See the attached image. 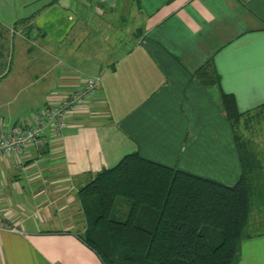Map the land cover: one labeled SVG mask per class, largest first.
<instances>
[{
	"label": "crops",
	"instance_id": "1",
	"mask_svg": "<svg viewBox=\"0 0 264 264\" xmlns=\"http://www.w3.org/2000/svg\"><path fill=\"white\" fill-rule=\"evenodd\" d=\"M206 64L217 82L196 74ZM96 75L61 137L0 156V211L16 228L0 226V264H104L82 240L79 192L128 154L234 185L223 94L241 112L264 103V0H0V122ZM236 264H264V231Z\"/></svg>",
	"mask_w": 264,
	"mask_h": 264
},
{
	"label": "trees",
	"instance_id": "2",
	"mask_svg": "<svg viewBox=\"0 0 264 264\" xmlns=\"http://www.w3.org/2000/svg\"><path fill=\"white\" fill-rule=\"evenodd\" d=\"M203 83L219 76L211 64L196 73ZM241 175L234 185L203 178L131 153L81 188L87 227L82 240L104 264H236L252 197L264 199V139L252 129L264 103L241 112L223 94ZM130 200L125 220L112 217L117 198ZM152 218V219H150Z\"/></svg>",
	"mask_w": 264,
	"mask_h": 264
},
{
	"label": "built area",
	"instance_id": "3",
	"mask_svg": "<svg viewBox=\"0 0 264 264\" xmlns=\"http://www.w3.org/2000/svg\"><path fill=\"white\" fill-rule=\"evenodd\" d=\"M100 76H89L75 90L52 96L37 111L22 117L15 123L0 122V156L14 155L23 158L29 146L41 151L45 138L62 136L63 129L69 124L71 115L85 108L99 93ZM0 226L16 230L8 224L0 211Z\"/></svg>",
	"mask_w": 264,
	"mask_h": 264
},
{
	"label": "rangeland",
	"instance_id": "4",
	"mask_svg": "<svg viewBox=\"0 0 264 264\" xmlns=\"http://www.w3.org/2000/svg\"><path fill=\"white\" fill-rule=\"evenodd\" d=\"M129 19H132L129 17ZM108 37V33H104L102 37ZM105 52V51H104ZM111 52V53H109ZM109 57H113V50H109ZM253 137L256 140H262L264 139V120L260 123H255L254 127L252 129ZM261 193H257L254 197H252V204H251V210L249 215V222L245 229V234L250 232H255L258 229L264 228V199L261 197ZM125 202H129V200L125 198H118L116 201L115 208L112 212V217L118 220H125L128 216L129 209H124L122 205L126 204ZM120 213V214H117Z\"/></svg>",
	"mask_w": 264,
	"mask_h": 264
}]
</instances>
